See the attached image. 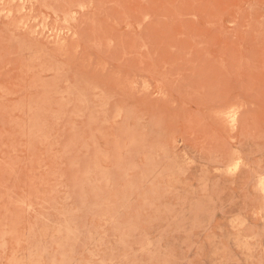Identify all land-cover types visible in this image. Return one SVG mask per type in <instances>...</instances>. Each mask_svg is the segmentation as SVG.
<instances>
[{"label": "rangeland", "instance_id": "rangeland-1", "mask_svg": "<svg viewBox=\"0 0 264 264\" xmlns=\"http://www.w3.org/2000/svg\"><path fill=\"white\" fill-rule=\"evenodd\" d=\"M0 264H264V0H0Z\"/></svg>", "mask_w": 264, "mask_h": 264}]
</instances>
